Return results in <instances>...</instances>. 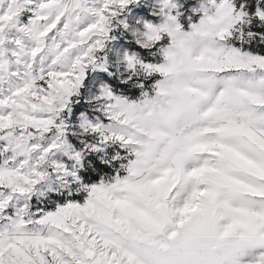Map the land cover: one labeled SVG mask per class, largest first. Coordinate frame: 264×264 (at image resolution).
Wrapping results in <instances>:
<instances>
[{"label": "snow or ice", "instance_id": "6c2138e0", "mask_svg": "<svg viewBox=\"0 0 264 264\" xmlns=\"http://www.w3.org/2000/svg\"><path fill=\"white\" fill-rule=\"evenodd\" d=\"M136 2L0 0V264H264V58L225 47L243 23L229 0H214L230 25H221L214 48L192 55L177 102L165 108L153 99L165 95L159 80L135 103L104 88L97 99L107 123L82 118V135L94 141L86 149L128 150L126 175L82 186L83 205L39 218L29 211L41 184L78 183L53 159L82 158L67 143L61 116L86 71L103 70L97 59L112 21ZM159 14L158 26L146 25L154 27L153 45L181 30L170 0ZM256 15L264 22V12ZM126 68L166 74L130 56ZM56 95L65 98L58 109Z\"/></svg>", "mask_w": 264, "mask_h": 264}, {"label": "rangeland", "instance_id": "374dc122", "mask_svg": "<svg viewBox=\"0 0 264 264\" xmlns=\"http://www.w3.org/2000/svg\"><path fill=\"white\" fill-rule=\"evenodd\" d=\"M252 1L229 0L234 9V14L243 13V23L235 26L231 37L224 42V45L226 48L231 47L239 50L241 54L264 58V56L256 55L243 49L250 46L255 37L264 41V36L255 35L252 30V26L264 28V22L260 21L256 15L258 11L264 12V0H255L256 13L251 16L247 9ZM170 2L176 6V11L179 12L177 23L182 31H188L190 24L199 22L201 13L193 11L199 7V0H170ZM215 2L219 4L221 0H215ZM161 3L162 0H137L136 3L129 4L112 21L109 38L104 49L98 54L97 59L98 64L104 65L103 70L90 68L86 71L81 87L78 89L77 94L70 98V103L61 116L65 125V139L71 145L73 151L82 152V158L79 164L69 161L62 154H57L53 159L65 164L69 171H74L78 183L70 182L67 187H62L53 180L50 185H40L28 201L29 211L35 213L36 218H39L43 213L54 212L57 207H63L68 203L83 205L88 198V193L80 190L82 186L90 188L94 185H99L101 182L110 184L114 182L115 177L120 176L122 178L126 175V172L123 171L120 175L105 178L92 185H86L82 182L80 173L84 168L85 159L91 153L101 156L102 159H108L109 163L124 160L125 165L133 157L128 155L127 149L121 148L118 144L104 146L103 151L98 152H91L86 149L84 145H90L94 141L92 137L82 135L80 124L82 118L93 125L107 123L103 114V102L97 99L101 94V89L107 88L113 96L125 99L129 103L141 100V93H147L149 97L153 94L152 86L161 78L159 74L146 75L138 70L133 75L127 71L126 64L122 61V58L126 54L127 56L135 57L140 64L158 65L162 62L160 49L169 43V38L166 34H162L161 41L151 48H142L140 43H138L139 33L144 30L145 25L151 24L155 27L162 22V17L159 14ZM254 17L259 23L254 21ZM19 19L22 24L27 23L29 14L25 13ZM152 80L153 82L151 83L150 81ZM69 181H71L70 177ZM81 198L83 201L81 203L77 202ZM22 204L23 201H20L16 207L19 208ZM13 211L14 209L10 207L7 210V214L11 215Z\"/></svg>", "mask_w": 264, "mask_h": 264}, {"label": "clouds", "instance_id": "9594fccd", "mask_svg": "<svg viewBox=\"0 0 264 264\" xmlns=\"http://www.w3.org/2000/svg\"><path fill=\"white\" fill-rule=\"evenodd\" d=\"M201 5L209 10V14H201L199 22L195 26L190 24L188 31L180 30L178 33H174L173 37L169 38L167 46L160 49L162 57L160 65L165 68L166 74L160 76L158 88L165 95H154L153 99L158 100L159 105L162 107L166 108L170 103L177 102L180 99V89L187 86L188 81L191 79L192 74L187 72L186 69L189 66L192 55L204 49L210 51L214 48L219 43L218 31L221 25L224 28H228L230 25V21L227 19L221 21L217 17L216 11H213L214 0H199V7L195 9L197 12L201 11ZM155 35L154 27L145 25L144 30L139 33L138 43L143 48H151L155 41L154 39L149 40L148 37H154ZM126 58L127 55L125 54L122 58L125 64ZM54 102L55 108L58 109L65 102V98L62 95H56ZM47 110L45 108V111ZM157 118L158 113L147 119ZM45 184L50 185L51 182H45L41 185Z\"/></svg>", "mask_w": 264, "mask_h": 264}, {"label": "trees", "instance_id": "16d2710c", "mask_svg": "<svg viewBox=\"0 0 264 264\" xmlns=\"http://www.w3.org/2000/svg\"><path fill=\"white\" fill-rule=\"evenodd\" d=\"M247 12L252 16L256 13L257 6L255 5V0H253L248 5ZM254 21L259 23V21L254 17ZM252 30L255 35L260 34L264 36V28H256L252 26ZM244 50H247L253 54L264 56V41L259 39L258 37L254 38L251 45L248 47H244ZM156 79V78H155ZM151 83L153 82L150 81ZM135 98V96H133ZM121 165H125L124 160H120L119 162H110L108 159H102L101 156L97 154H89L85 159L84 168L80 173V177L82 182L86 185L96 184L99 181L113 177L114 175H120L123 173ZM83 199H78L77 202H82Z\"/></svg>", "mask_w": 264, "mask_h": 264}]
</instances>
